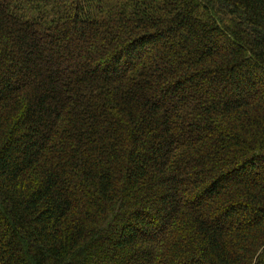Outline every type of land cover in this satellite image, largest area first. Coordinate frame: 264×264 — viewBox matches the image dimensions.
Listing matches in <instances>:
<instances>
[{
	"label": "trees",
	"instance_id": "obj_1",
	"mask_svg": "<svg viewBox=\"0 0 264 264\" xmlns=\"http://www.w3.org/2000/svg\"><path fill=\"white\" fill-rule=\"evenodd\" d=\"M0 264H264V0H0Z\"/></svg>",
	"mask_w": 264,
	"mask_h": 264
}]
</instances>
